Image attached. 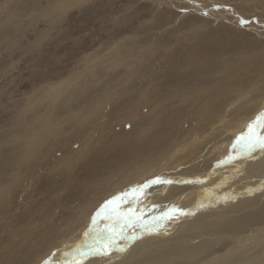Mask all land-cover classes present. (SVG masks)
<instances>
[{
    "label": "rangeland",
    "instance_id": "1",
    "mask_svg": "<svg viewBox=\"0 0 264 264\" xmlns=\"http://www.w3.org/2000/svg\"><path fill=\"white\" fill-rule=\"evenodd\" d=\"M182 1L0 0V263L14 262L5 253L7 231L34 228L33 255L16 259L24 264H180L167 240L212 216L215 227H237L229 210L262 197L264 0H213L216 15ZM240 20L249 26L234 23ZM30 137L36 141L27 156ZM118 186L127 187L119 207L101 215ZM85 207V218L72 219L91 226L57 241L70 211ZM205 228L186 237L183 246L194 252H181L183 263L234 250V239L225 245L220 235L228 230L199 235ZM254 237L244 264L264 262V239Z\"/></svg>",
    "mask_w": 264,
    "mask_h": 264
},
{
    "label": "bare ground",
    "instance_id": "2",
    "mask_svg": "<svg viewBox=\"0 0 264 264\" xmlns=\"http://www.w3.org/2000/svg\"><path fill=\"white\" fill-rule=\"evenodd\" d=\"M75 1V0H74ZM80 1V0H79ZM170 1H172L173 2V0H170ZM182 2H185V3H190V6H191V9H195V10H193V11H197V12H202V14H205V13H207V10H211V11H209L208 12V14L210 13H213L214 15H216V13H220V11L219 10H216V11H214V8H217V7H220L219 5H218V3H214V1L213 0H185V1H182ZM206 2V3H205ZM175 3V2H174ZM205 3V4H204ZM251 3V2H250ZM197 4L198 5H200L201 7H199V8H197ZM68 5V4H67ZM253 7V6H252ZM56 8V7H55ZM244 10V9H243ZM251 12H252V10H251ZM251 12H250V14H251ZM257 12V11H256ZM262 12V11H261ZM228 13L229 14H231V15H235V10L234 9H230L229 11H228ZM221 14V13H220ZM249 14V13H248ZM245 15V14H244ZM243 15V16H244ZM253 15V14H252ZM237 16V15H236ZM241 16V15H240ZM238 17V16H237ZM253 17V16H252ZM262 17H263V15H262ZM261 17V18H262ZM245 18V17H244ZM264 18V17H263ZM260 19V18H259ZM248 20V19H247ZM262 20V19H261ZM260 20V21H261ZM246 21V20H245ZM250 21V20H249ZM254 22V21H253ZM256 22V21H255ZM234 23H240V24H244V26H249L248 25V23H246V22H243L242 20H240L239 22H234ZM253 24V23H252ZM262 24V23H261ZM255 25H256V23H255ZM250 29H252V27L250 28ZM254 29V28H253ZM260 29V28H259ZM257 30V33L258 34H261V32L260 31H258V29H256ZM255 30V31H256ZM257 33H256V35H257ZM51 90H54V89H51ZM57 91V90H56ZM55 93V92H54ZM45 95V94H44ZM47 97V96H46ZM44 99V98H43ZM262 102V101H261ZM243 109H245V108H243ZM240 110H242V109H240ZM251 119V118H250ZM248 121H249V119H248ZM261 121V120H260ZM39 122V121H38ZM39 123H41V120H40V122ZM259 123H261V122H259ZM255 125H256V123H254ZM41 125V124H40ZM254 125V126H255ZM253 126V125H252ZM257 128V127H256ZM263 128V127H262ZM36 129V131L38 130V129H40V128H35ZM28 130V129H27ZM35 132H34V135L33 136H35ZM43 134H45L44 132L43 133H41V136L43 135ZM25 137V136H24ZM35 137H37V136H35ZM40 137V136H39ZM212 137V136H211ZM36 138H28V139H26L24 142H25V145L24 146H22V145H20V147L22 146L23 147V149L26 151L25 153H26V155L27 156H30L31 155V153H32V151L34 150L33 148H34V143H35V140ZM224 141V140H223ZM115 143V142H114ZM253 144V143H252ZM159 146V145H158ZM259 146H260V144H259ZM221 147V146H220ZM219 147V148H220ZM115 148V147H114ZM136 148V147H135ZM217 148H218V146H217ZM227 149V148H226ZM37 150V149H36ZM230 150V149H229ZM82 151V150H81ZM220 152H222V151H220ZM134 153V152H133ZM29 154V155H28ZM99 154V153H98ZM138 154V153H137ZM139 155V154H138ZM34 156V155H33ZM140 156V155H139ZM23 157V156H22ZM39 157V156H38ZM226 157V156H225ZM99 159V158H98ZM101 159V158H100ZM143 159V158H142ZM22 160V159H21ZM204 160V159H203ZM103 161V160H102ZM145 162V161H144ZM153 162H155V161H153ZM249 162V161H248ZM19 163V162H18ZM17 163V164H18ZM102 163V162H101ZM147 163V162H146ZM146 163H144V164H146ZM152 163V162H151ZM155 163H157V162H155ZM209 163V162H208ZM150 164V163H149ZM153 164V163H152ZM158 164V163H157ZM210 164V163H209ZM93 165H95L94 163H93ZM190 165V164H189ZM72 168V167H71ZM92 169H94V168H92ZM100 169V168H99ZM158 169H160V168H158ZM97 170L98 169H95V173L97 172ZM189 170H187V172H188ZM212 171V170H211ZM213 172V171H212ZM173 173V172H172ZM171 173V174H172ZM247 173V172H246ZM250 173V172H249ZM137 173H135V175H136ZM157 175V174H156ZM156 175H155V179L156 180H159V178L160 177H156ZM161 175V174H160ZM170 174H164V175H161L163 178H168V176H169ZM159 176V175H158ZM226 177V176H225ZM227 178V177H226ZM225 178V179H226ZM174 179V178H173ZM222 179H223V177H222ZM221 179V180H222ZM154 180V179H153ZM228 180V179H227ZM39 181V180H38ZM125 181V180H124ZM149 181V180H148ZM175 181V180H174ZM220 181V180H219ZM45 182V181H44ZM123 183H126L127 184V187H129L130 185H131V181H129V180H126L125 182H123ZM154 183V182H153ZM157 183V182H156ZM168 183V182H167ZM152 184V183H151ZM207 184V183H206ZM210 184H212V182L210 183ZM215 184V183H214ZM224 184V183H223ZM222 184V185H223ZM79 185H82V183H80ZM125 185V184H124ZM132 185H133V183H132ZM136 185V184H135ZM146 185V184H145ZM163 185H165V184H163ZM189 185H191V184H189ZM205 185V184H204ZM208 185V184H207ZM134 186V185H133ZM152 186V185H151ZM154 186V185H153ZM156 186H158V185H156ZM168 186V185H167ZM170 186V185H169ZM168 186V187H169ZM186 186V185H185ZM200 186H202V185H199V187L197 188V189H200ZM125 186H123V187H120L119 188V186H118V188H116V189H114L112 192H110L109 193V195H108V200H107V202L105 203V205H103L102 207V210L103 211H101V215H104L105 213H107L108 212V209H109V206H110V204L108 203L109 201H113V205L115 206V209H117L118 207H119V203H117L118 202V200H119V198L121 197V193L119 192V191H121L122 189H126L127 187H125ZM204 187V186H203ZM203 187H202V189H203ZM222 187V186H221ZM136 188H138V187H136ZM143 188V187H142ZM158 188V187H157ZM159 188H161V187H159ZM179 188H181V187H179ZM205 188V187H204ZM210 188V187H209ZM219 188V187H218ZM134 189V188H133ZM145 189V188H144ZM151 189H153L154 190V188H151ZM165 189V188H164ZM164 189H162V190H164ZM175 189H177V188H175ZM175 189L173 190H171L172 192L173 191H175ZM183 189H184V187H183ZM193 189V188H192ZM217 189V188H216ZM147 190V189H146ZM150 190V189H149ZM159 190H161V189H159ZM178 190V189H177ZM176 190V191H177ZM185 190V189H184ZM214 190V189H213ZM239 190V189H238ZM245 190V189H244ZM243 190V191H244ZM140 191V190H139ZM157 191V190H156ZM168 191H170V190H168ZM188 191H189V189H188ZM187 191V192H188ZM204 191V190H203ZM211 191H212V189H211ZM246 191V190H245ZM151 192V191H150ZM163 192V191H162ZM179 192V191H178ZM183 192V191H182ZM216 192V191H215ZM218 192H220V191H218ZM217 192V193H218ZM226 192H227V189H226ZM264 192V191H263ZM262 192V193H263ZM158 193H160V191L158 192ZM205 193V195H206V192H204ZM240 193V192H239ZM76 194V193H75ZM148 194V193H147ZM161 194V193H160ZM159 194V195H160ZM166 194V193H165ZM176 194V193H175ZM190 194V193H189ZM228 194H231V193H229L228 192ZM228 194H225V195H227L228 196ZM241 194V193H240ZM243 194V193H242ZM153 195H154V193H153ZM172 195V194H171ZM179 195V194H178ZM187 195V194H186ZM192 195V194H191ZM190 195V196H191ZM222 195V194H221ZM237 194H235L234 196H233V198H235V196H236ZM239 195V194H238ZM244 195V194H243ZM264 195V194H263ZM263 195H262V197H260V198H257L258 200H246V201H243L242 200V202H240L239 203V201L237 202V205L235 206V209L234 210H229V212H228V214L226 215V216H229V217H231V216H234V218L236 219V221H237V223H238V226L237 227H234V228H232V227H230V228H228L227 226H228V223H225L224 221H222L221 222V224L219 223L216 227L214 226V222H212V217H215V216H212V217H207V218H209V219H207V220H205V219H203V221L202 220H198V221H195L194 222V224L191 226V228L189 229V230H187V232H185V233H182L178 238H176V239H174V240H167L168 242V245H170V244H174L175 246L173 247V248H171V249H168L169 251L167 252L168 254H170V255H173V254H176V253H179V254H176V256H174V258H175V260H176V262H178V263H180V264H192L191 262H186L185 261V263H183L182 261H181V257H182V253L181 252H185V251H187V252H185L186 254H191V253H193L194 251H188V248L187 247H185V246H183L184 245V242L185 241H189V239H191V238H186L187 236H191L192 235V233H196V230L197 229H200V228H205L204 226H205V223H208L209 225H210V227L209 228H205V229H202V230H199L198 231V234L199 235H207V234H210L209 232H211V231H213V233L215 234V235H213V236H216V238H217V234H218V231L219 230H228L227 232L225 231L224 233H222L221 232V234L220 235H223L224 236V239H223V242H224V244L226 245L227 244V242L229 241V239L231 238V239H234V241H235V245H234V250H231V249H227V250H221V249H218L217 250V252H215L211 257H210V259H208V260H205L204 261V264H212V261H214V260H216V259H219V258H222V260L224 261V260H228L229 262H230V264H244L243 262H242V259H240V257H243L245 254H246V252H247V249H248V246L250 247V249H253L254 247H255V245H257V243L256 244H250V243H248V241H250V240H252L253 238H255L254 237V235L256 236L257 235V239L256 240H254L253 242H256L257 240H261V239H264L263 238V236H264V197H263ZM142 196H143V194H142ZM151 196V195H150ZM156 196V195H155ZM170 196V195H169ZM181 196H183V195H181ZM185 196V195H184ZM183 196V197H184ZM188 196V195H187ZM217 196H218V194H217ZM231 196V195H230ZM230 196H228V197H230ZM245 196V195H244ZM257 196V195H256ZM112 197V198H111ZM159 197V196H158ZM161 197V196H160ZM159 197V198H160ZM173 197V196H172ZM198 197V196H197ZM196 197V198H197ZM210 197V196H209ZM214 198H215V196H213ZM151 197H149V201L153 198H151ZM163 198V197H162ZM176 198V197H175ZM180 198V197H179ZM182 198V197H181ZM189 198V197H188ZM195 198V199H196ZM213 198V199H214ZM154 199H156V198H154ZM186 199V198H185ZM221 200H222V198H220ZM116 200V201H115ZM146 200V199H145ZM163 200H164V198H163ZM166 200V199H165ZM183 200V199H182ZM189 200H191V199H189ZM200 199H198V201H199ZM216 200V199H215ZM237 200V199H236ZM241 200V199H240ZM168 201H169V199H168ZM178 201H179V199H178ZM197 201V202H198ZM204 201V200H203ZM216 201H218V200H216ZM227 201V200H226ZM234 201V200H233ZM152 202V201H151ZM166 202H167V200H166ZM182 202V201H181ZM190 203L191 202H193V200L192 201H189ZM206 202H208V201H206ZM222 202V201H221ZM231 202V201H230ZM236 202V201H235ZM117 203V205H115ZM139 203H141V202H139ZM153 203V202H152ZM160 203V202H159ZM194 203V202H193ZM202 203V202H201ZM239 203V204H238ZM149 204H150V202H149ZM154 204V203H153ZM152 204V206H154ZM167 204H169L168 202H167ZM187 204V203H186ZM189 204V203H188ZM217 204V203H216ZM231 203H229V205H230ZM173 205V204H172ZM172 205H170L171 207H172ZM178 205V204H177ZM176 205V206H177ZM194 205H195V203H194ZM200 205V203L198 202V206ZM96 206V205H95ZM167 206V205H166ZM201 206V205H200ZM158 207V206H157ZM186 207H188V206H186ZM220 207V206H219ZM230 207L232 208V207H234V205H230ZM112 208V207H111ZM149 208H150V206H149ZM153 208V207H152ZM164 208V207H163ZM179 208V207H178ZM183 207L182 206H180V211L179 212H181L182 213V211H181V209H182ZM203 208V207H202ZM77 209V208H76ZM147 209V208H146ZM145 209V210H146ZM157 209V208H156ZM216 209V208H215ZM225 209V208H224ZM89 209H86V207L85 208H83V209H80V210H78V211H73V210H71L70 211V213H72V217H66V220H65V222H64V224H63V226L65 227L64 228V232H56L55 234H58V236H59V238L60 239H58L57 241H62V240H67V241H70V240H68V238L66 237L67 236V234H69L70 232H72V230H78V232H80V231H82L83 230V228L86 226V225H82V226H80V224H78V223H76L75 221H74V219H72V218H75L76 216H77V214H80V216H83V214L85 213V215H87V214H89V211H88ZM158 210V209H157ZM161 210V209H160ZM160 210H158V211H160ZM171 210V209H170ZM175 210V209H174ZM188 210V209H187ZM194 210V209H193ZM213 210V209H212ZM148 211V210H147ZM165 211V210H164ZM163 211V212H164ZM172 211V210H171ZM178 211V210H177ZM176 211V212H177ZM197 211H198V209H197ZM201 211V210H200ZM186 212V211H185ZM185 212H183V213H185ZM219 212V214H220V212L221 211H218ZM217 212V213H218ZM143 213V212H142ZM154 213V212H153ZM158 213V212H157ZM166 213H167V211H166ZM178 213V212H177ZM194 213V212H193ZM223 213V212H222ZM63 214H65L64 212H63ZM149 214V213H148ZM158 214H160V213H158ZM187 214V213H186ZM202 214H205L204 212L202 213ZM224 214H226V213H224ZM94 215V214H93ZM96 215V214H95ZM157 215V214H156ZM172 215H174V214H172ZM178 215V214H177ZM189 215V214H188ZM191 215V214H190ZM160 216V215H159ZM163 216V215H162ZM171 216V215H170ZM175 216H176V213H175ZM180 216V215H179ZM211 216V215H210ZM84 217V216H83ZM185 217V216H184ZM85 218V217H84ZM156 218V217H155ZM166 218V217H165ZM164 218V219H165ZM170 218V217H169ZM180 218H183V216L182 217H180ZM88 219V218H87ZM86 219V220H87ZM147 219V218H146ZM146 219H144V220H146ZM149 219V218H148ZM151 219V218H150ZM171 219V218H170ZM231 219H233V218H231ZM234 219V220H235ZM57 220V219H56ZM64 220V219H63ZM84 220V219H83ZM161 220V219H160ZM167 220V219H166ZM165 220V221H166ZM179 220V219H178ZM193 220V219H192ZM195 220V219H194ZM50 221V220H49ZM66 221H68L67 223H66ZM147 221V220H146ZM154 221V220H153ZM157 221H159V220H157ZM62 222V221H61ZM145 222V221H144ZM160 222V221H159ZM74 223H76V224H74ZM88 223V222H87ZM143 223V222H142ZM154 223H156L155 221H154ZM166 223V222H165ZM86 224V223H85ZM148 224V223H147ZM35 225H37V224H35ZM156 225V224H155ZM191 225V224H190ZM220 225V226H219ZM91 226V224H88V226H86V228L87 227H90ZM95 226V225H94ZM158 226V225H157ZM171 226H172V224H171ZM181 228H182V226L181 225H179ZM46 226H43L42 224H38V226H36L35 228H37V229H43V228H45ZM135 227V226H134ZM143 227V226H142ZM146 227V226H145ZM144 227V228H145ZM156 227V226H155ZM154 226H153V228H155ZM164 227V226H163ZM170 227V226H169ZM169 227H167V228H169ZM178 227V226H177ZM143 228V229H144ZM150 228V227H149ZM152 228V227H151ZM166 228V227H165ZM17 228H15V229H10V231H7V232H10V233H7L8 235L7 236H11V237H7V239L8 240H11L12 241V243L10 244V245H8L7 246V249L5 250V253L11 258V259H13V261L14 262H12L11 264H24V262H21L22 260H16V259H22V258H25V256H32L33 255V253L31 252L30 254L31 255H28L29 254V252H30V250H31V248L35 245L33 242L35 241V240H33V239H31V238H33V237H35V234L36 233H38L39 231L38 230H34V228H28V231H26V232H24L23 231V229H21L22 231V233H20V232H15V233H17L15 236H13V234H14V230H16ZM88 229V228H87ZM136 230V229H135ZM142 230V229H141ZM156 230V229H155ZM16 231H18V230H16ZM150 231V230H149ZM158 231V230H157ZM161 231L163 232V233H165L164 232V230H162V228H161ZM160 231V232H161ZM168 231V230H167ZM255 231V232H254ZM49 232H51L52 233V230L50 229V230H47V231H45V232H43L44 234L45 233H49ZM20 233V234H19ZM54 233V232H53ZM52 233V234H53ZM74 233V232H73ZM72 233V234H73ZM90 233V232H89ZM136 233V232H135ZM170 233V232H169ZM174 233V232H173ZM180 233V232H179ZM243 233L245 234V236H246V238H243L242 237V235H243ZM50 234V233H49ZM48 234V235H49ZM72 234H70V235H68V237L69 236H72ZM84 234V233H83ZM96 234V233H95ZM94 234V235H95ZM171 234V233H170ZM51 235V234H50ZM85 235H88V233L87 234H85ZM138 235H140V233H138ZM63 236V237H62ZM84 236V235H83ZM122 236V235H121ZM164 236V235H163ZM1 237V236H0ZM14 237V238H13ZM49 237V236H48ZM62 237V238H61ZM73 237V236H72ZM138 237V236H137ZM144 237V236H143ZM166 237V236H165ZM176 237V236H175ZM71 238V237H70ZM128 238V237H127ZM148 238H150V237H148ZM147 238V239H148ZM152 238V237H151ZM170 238V237H169ZM185 238V239H184ZM31 239V240H30ZM54 239V238H53ZM134 239V238H133ZM37 240H38V238H37ZM36 240V241H37ZM51 240V239H50ZM72 240H75L74 238L72 239ZM45 241V240H44ZM49 241V240H48ZM92 241H94V240H92ZM129 241V240H128ZM146 241V240H145ZM46 242V241H45ZM75 242V241H74ZM104 242V241H103ZM152 241L150 240V243H151ZM48 243V242H47ZM49 243H50V241H49ZM54 243V242H53ZM72 243V242H71ZM252 243V242H251ZM113 244V243H112ZM130 244V243H129ZM128 244V245H129ZM134 244V243H133ZM39 245V244H38ZM45 245V244H44ZM50 245V244H49ZM52 245V244H51ZM89 245V244H88ZM127 245V246H128ZM37 246V245H36ZM79 246V245H78ZM127 246H126V248H127ZM146 246V245H145ZM221 246H223V243L221 242V244L217 247V248H220ZM47 247V246H46ZM50 247V246H49ZM71 247V246H70ZM77 247V246H76ZM95 247H97L96 245H95ZM112 247V246H111ZM3 248V247H2ZM36 248V247H35ZM40 248V247H39ZM42 248V247H41ZM24 249V250H23ZM50 249V248H49ZM67 249V248H66ZM120 249H121V247H120ZM236 249H238V252H236V253H234V251L236 250ZM4 250V249H3ZM47 250V248L45 249V251ZM70 251H71V249H69ZM83 250V249H82ZM93 250V249H92ZM101 250V249H100ZM124 250V249H123ZM40 251H42V250H38V252H37V250H36V256H37V254H40L39 252ZM43 251H44V249H43ZM97 251V250H96ZM83 252V251H82ZM86 252H88V251H86ZM98 252V251H97ZM117 252V251H116ZM139 252V251H138ZM65 253V252H64ZM135 253H137V252H134V253H131L130 252V255H134ZM151 253V256H153L154 255V253L153 252H150ZM60 254H62L61 252H60ZM59 254V255H60ZM118 254V253H117ZM120 254V253H119ZM119 254H118V256H119ZM63 255V254H62ZM61 255V256H62ZM35 256V257H36ZM60 256V257H61ZM200 256V254H194L193 255V257L194 258H197V257H199ZM2 257V256H1ZM34 257V256H33ZM71 257V256H70ZM73 257V256H72ZM84 257H86L85 255H84ZM122 257V256H121ZM124 257V256H123ZM127 257H128V255H127ZM126 257V258H127ZM10 258H8V261H10L9 259ZM37 258V257H36ZM35 258V259H36ZM3 259V258H2ZM6 260H7V257L5 258ZM26 259V258H25ZM29 259V258H28ZM27 259V260H28ZM57 259V258H56ZM59 259V258H58ZM76 259V258H75ZM74 259V261H76ZM123 259V258H122ZM37 260V259H36ZM63 259H59L58 261H56L54 258L53 259H50V260H48L47 262H44V264H54L53 262H57V264H67V263H69V262H65V260L64 261H62ZM150 260H151V258H150ZM171 260V258L170 257H168V258H166V261H170ZM25 261V260H24ZM61 261V262H60ZM253 261V260H252ZM2 263H0V264H4L3 263V260L1 261ZM25 262H28V261H25ZM97 262V261H96ZM109 262H110V260H109ZM112 262V261H111ZM165 262V261H164ZM172 262H173V259H172ZM251 262V260L250 261H247V264H252V263H254V262H252V263H250ZM29 263V262H28ZM27 264V263H26ZM76 264H77V262H76ZM79 264H80V261H79ZM81 264H83V263H81ZM106 264H107V262H106ZM172 264V263H171ZM258 264H264V262H260V263H258Z\"/></svg>",
    "mask_w": 264,
    "mask_h": 264
},
{
    "label": "snow or ice",
    "instance_id": "3",
    "mask_svg": "<svg viewBox=\"0 0 264 264\" xmlns=\"http://www.w3.org/2000/svg\"><path fill=\"white\" fill-rule=\"evenodd\" d=\"M262 118H264V117H262ZM249 129H250V132H251L252 131L251 125L249 126ZM257 142L261 143V145L264 146V136H258L257 137ZM133 191H136V190H133ZM108 203L112 204L113 201H109ZM102 243L104 244L105 249L110 250L107 242H102ZM77 264H79V262H77Z\"/></svg>",
    "mask_w": 264,
    "mask_h": 264
}]
</instances>
